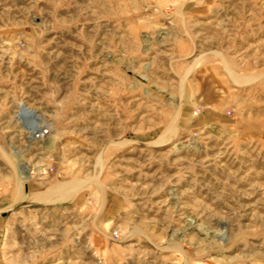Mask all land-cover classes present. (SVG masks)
<instances>
[{
	"label": "rangeland",
	"instance_id": "374dc122",
	"mask_svg": "<svg viewBox=\"0 0 264 264\" xmlns=\"http://www.w3.org/2000/svg\"><path fill=\"white\" fill-rule=\"evenodd\" d=\"M0 264H264V0H0Z\"/></svg>",
	"mask_w": 264,
	"mask_h": 264
},
{
	"label": "crops",
	"instance_id": "0c3cea01",
	"mask_svg": "<svg viewBox=\"0 0 264 264\" xmlns=\"http://www.w3.org/2000/svg\"><path fill=\"white\" fill-rule=\"evenodd\" d=\"M203 71H208V70H200V72H198V79L201 80L200 78V75H201V72ZM206 78H208V76H206ZM213 80H209L208 78V81H205V84H206V90L208 91V95L211 96V93L214 92V98L215 100H220V98L222 97V95H220V89L218 88V86L216 85V83L213 84ZM218 102V101H217ZM35 183V182H34ZM37 184V182H36ZM35 186V184H33Z\"/></svg>",
	"mask_w": 264,
	"mask_h": 264
},
{
	"label": "built area",
	"instance_id": "2783aa9c",
	"mask_svg": "<svg viewBox=\"0 0 264 264\" xmlns=\"http://www.w3.org/2000/svg\"><path fill=\"white\" fill-rule=\"evenodd\" d=\"M49 133V128L46 125H41L40 129L35 132V137L38 140L44 139Z\"/></svg>",
	"mask_w": 264,
	"mask_h": 264
}]
</instances>
